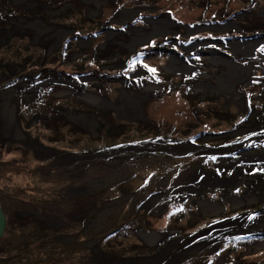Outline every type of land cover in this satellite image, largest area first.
Masks as SVG:
<instances>
[{"label": "rangeland", "instance_id": "obj_1", "mask_svg": "<svg viewBox=\"0 0 264 264\" xmlns=\"http://www.w3.org/2000/svg\"><path fill=\"white\" fill-rule=\"evenodd\" d=\"M64 1L0 3V264H264V0ZM146 17L216 27L160 49ZM124 91L130 112L110 105Z\"/></svg>", "mask_w": 264, "mask_h": 264}, {"label": "trees", "instance_id": "obj_2", "mask_svg": "<svg viewBox=\"0 0 264 264\" xmlns=\"http://www.w3.org/2000/svg\"><path fill=\"white\" fill-rule=\"evenodd\" d=\"M0 3L3 5V7L5 6V0H0ZM62 3H63V1H62ZM80 6V5H79ZM81 7V6H80ZM74 9V8H73ZM9 10H10V12H9V14H6V15H4V17H3V19H2V21H4V22H7L8 21V19H10L11 17H14V15L13 14H15L16 12L14 11V13H12L13 11V9L11 10L10 8H9ZM12 20V19H11ZM85 22H89V18L88 17H84V18H82L81 19V21H80V24H79V26H83V25H86V23ZM74 28H76V26H73ZM97 30V31H96ZM96 30H93V31H91V32H89V35H92V36H96V33H98L99 32V28L98 29H96ZM208 30H210V29H208ZM96 31V32H95ZM164 41L165 40H162V39H160V42L158 43V44H160V45H158V48H160V49H163V48H166L167 47V45H164L165 43H164ZM67 45H68V43H67ZM170 47H175V45H172V44H170ZM60 50V49H59ZM79 52H82V53H85V51H84V49H82V48H80L79 46H78V49H77ZM119 50V49H118ZM118 50H115V51H112V53H108V55H105V52H103V51H101V50H98L97 51V54H95V53H93L92 55L93 56H95V58H92V60L94 59H97L98 58V62L101 64V66H103V65H116L115 63H120L118 66H125L124 65V63L125 62H123L122 60H126L127 58H128V60H131L132 59V56H136V54H137V52H139V51H135V52H133V53H128V51L126 52V51H122V50H120V51H122L123 53H122V55H117V52L116 51H118ZM98 52H101V53H98ZM63 54H65L64 53V51L62 52V56H64ZM131 54V55H130ZM53 60V59H52ZM75 62H77V61H75ZM128 64H130V62H128ZM145 68V67H144ZM103 72V71H102ZM160 73H162L164 76H171L170 74H168V72H166L165 70H162ZM93 109L91 110L92 112H97L96 111V107H92ZM100 113H101V116H102V114H103V111L102 110H98ZM98 113V112H97ZM248 114V113H247ZM249 118V117H248ZM247 118V119H248ZM100 119V118H99ZM256 119L257 120H259V117L257 116L256 117ZM102 121V120H101ZM103 125H105V124H103ZM113 126V125H112ZM112 126H109V128L110 127H112ZM255 127V126H254ZM109 128L107 129L108 131H109ZM106 132V135L105 136H111L112 138H114L115 137V139H116V137L117 136H114L113 135V133L111 134L110 132ZM104 132V131H103ZM99 138V137H98ZM101 138V137H100ZM236 138V137H235ZM219 140V139H218ZM227 140H229V139H227ZM221 142H223L222 140H220ZM116 143V142H115ZM118 145L119 144H114V143H112V144H109L108 145V147L106 146L105 148H100L101 150H103V149H109V148H116V147H118ZM203 166H204V164H203ZM227 166H228V164H226V165H224L223 167H222V170H226V168H227ZM209 168V167H208ZM18 214V213H17ZM30 223H33V225H34V227H33V229H32V231H30V236H34V235H45V233H44V231L43 230H39L38 228H37V224H35L34 222H33V220L32 219H30V222L29 221H26L25 223H23V225L22 224H20V225H22V226H25V225H30ZM25 235H27V233H25ZM51 235H53V234H48V235H46L45 237H47V236H51ZM27 241V236H24L23 238H21V240H19V243H23V242H26ZM150 248H154V247H149V249ZM139 251H142V253H144L145 251H147V247H146V245H144L143 243L140 245V247H138V250L136 251L137 252V254L139 255V258H142V259H144V258H148V256H146L145 254H140L139 253ZM112 255H113V253H112V251L110 252ZM96 254V255H95ZM95 254L93 253V256L94 257H96V258H99V254L95 251ZM135 256V255H134ZM138 257L137 256H135V259H137ZM99 259H101V258H99ZM97 260V259H96Z\"/></svg>", "mask_w": 264, "mask_h": 264}, {"label": "bare ground", "instance_id": "obj_3", "mask_svg": "<svg viewBox=\"0 0 264 264\" xmlns=\"http://www.w3.org/2000/svg\"><path fill=\"white\" fill-rule=\"evenodd\" d=\"M89 3H90V1L91 0H87ZM264 13V12H263ZM35 25V30H36V35H39L40 33L39 32H41L42 31V28L41 27H39V22L38 21H35V22H32L31 23V25ZM20 27H22V26H25L26 25V22H22V21H19V24H18ZM37 25V26H36ZM55 34H56V32H55ZM54 33H52L51 35H49V42H50V40H52L53 39V36L55 35ZM258 41L257 40H251L250 42H248L247 44H245V46L243 45L244 43H239V45L238 46H244V47H247V46H250V44H251V46L253 45V44H255V43H257ZM53 43V42H52ZM215 51V50H214ZM215 54L217 55V52L215 51ZM219 54V53H218ZM232 64H235V62H231ZM236 65V64H235ZM183 67H186V68H192V66H190V65H182ZM251 66H252V64L251 65H249V66H247V67H240L239 68V74H240V76H244V75H249L250 74V68H251ZM223 78H225L224 77V74L221 76V81L223 80ZM229 81H226L225 79H224V83H225V87L226 86H233L232 85V83H228ZM231 84V85H230ZM233 84H234V82H233ZM232 89L234 90V87H232ZM127 92H123V95L120 97V99L118 100V101H116L115 103H114V105H115V108H119V110H121L122 112H130L131 111V109H132V99L130 98V97H128L127 96V94H126ZM133 93H135V94H139V93H136V92H133ZM1 98L0 99H2V98H4L2 101H3V103L2 104H9V103H12V101H13V95L11 94V92L10 91H8V92H5L3 95H1L0 96ZM92 97H94V96H92ZM95 100H97V101H99V102H101V103H103V101H102V98H100L99 100L97 99V98H94ZM7 100H9V102H7ZM139 103H140V105H141V103H142V101H141V99H140V101H139ZM2 104H0V108H2ZM3 109V108H2ZM5 118V119H4ZM1 117L0 118V121L1 122H3V123H5V121L7 120V117L5 116V117ZM79 121V120H78ZM79 122H83V121H79ZM86 122V121H85ZM84 122V123H85ZM4 126V125H3ZM17 127V126H16ZM18 128V127H17ZM5 130L7 131V132H11V128L10 127H5ZM11 133H13V134H15V133H17V129H12V132ZM166 218H164L163 220H165Z\"/></svg>", "mask_w": 264, "mask_h": 264}, {"label": "water", "instance_id": "obj_4", "mask_svg": "<svg viewBox=\"0 0 264 264\" xmlns=\"http://www.w3.org/2000/svg\"><path fill=\"white\" fill-rule=\"evenodd\" d=\"M134 11V13L136 14L137 12H138V9L137 10H133ZM26 18V17H25ZM158 18H146V21H151V20H153L152 21V24H151V27H152V29L150 30V31H146V30H143V29H141V28H137L139 31H141L142 33H146L147 35H148V37L149 38H151V37H155V36H161V35H166V34H175V33H177V29L178 28H180V27H182V28H184V29H186V31H187V33L185 34L186 36H188L189 34H190V32H194V31H199V30H202V29H207V28H213V27H216L215 26V24H209V25H207V26H200V25H196V26H198V28H191V27H189V26H187V25H182V24H178V23H176L171 17H167V19H163V20H165V21H163V20H161V19H159V20H157ZM163 25H168V26H170V27H173V28H175L174 30H171L170 32H163V31H165V30H160V29H158L159 27H161V26H163ZM158 27V28H157ZM191 30H190V29ZM125 35H127V37L128 38H131V39H133V36L131 35V34H125ZM232 43H234L235 44V42H232ZM237 44H239V43H236L235 45H237ZM135 46V45H134ZM186 64V63H185ZM187 65V64H186ZM225 75H227V73H224V76ZM212 86H214V87H216V85L213 83L212 84ZM106 101V103H107V100H105ZM114 103L115 102H110V105L113 107V108H115V105H114ZM96 106V105H95ZM96 107H98V106H96ZM117 109V108H116ZM94 117H95V120L97 121V124H99V120H98V118H97V116L94 114ZM19 125V124H18ZM19 127H20V125H19ZM6 221H7V219H6V215H5V213H4V211H3V209L0 207V238L4 235V232H5V228H6Z\"/></svg>", "mask_w": 264, "mask_h": 264}, {"label": "clouds", "instance_id": "obj_5", "mask_svg": "<svg viewBox=\"0 0 264 264\" xmlns=\"http://www.w3.org/2000/svg\"><path fill=\"white\" fill-rule=\"evenodd\" d=\"M70 4H72V5H74V3L73 2H71V1H68V2H66V6L68 5H70ZM127 10H130L131 11V13H133L132 15H133V17L135 16V13H134V11L132 10V9H126V10H122V11H124L125 13H129V11H127ZM131 16V15H130ZM128 18H130L129 16L127 17V19ZM146 18H151V17H146ZM173 19V18H172ZM174 20V19H173ZM121 25H123V23L122 24H119L118 26H121ZM209 25V24H208ZM200 26H207V25H200ZM116 28H121V27H116ZM208 29H213V28H207V29H202V30H208ZM75 30V28H72V31H74ZM146 30V29H145ZM186 30V29H185ZM202 30H199V31H202ZM137 31H139L138 29H137ZM146 31H148V30H146ZM139 32H141V31H139ZM75 33V35L77 34V32L75 31L74 32ZM184 33H185V31H184ZM184 33H183V35H184ZM125 34H128V33H126L125 32ZM124 34V35H125ZM167 35H169V34H166V35H161V37H166ZM170 35H172V34H170ZM169 35V36H170ZM174 35V34H173ZM70 36V35H69ZM175 36V35H174ZM181 35L179 34V36H178V38H175V39H172V40H174L175 42H177V43H179L180 42V38H182V37H180ZM186 36V35H185ZM71 37H73L72 35H71ZM156 37V36H155ZM158 37H160V36H158ZM160 37V38H161ZM128 38V37H127ZM129 39V38H128ZM162 39V38H161ZM179 42H178V41ZM62 42H64L63 40H62ZM167 44H168V42H166ZM172 44V43H171ZM182 45H184L183 43L181 44V48L183 47ZM222 45V44H221ZM99 50V49H98ZM117 52V51H116ZM118 52H121V51H118ZM118 52H117V54H118ZM119 55V54H118ZM174 57V56H173ZM179 58H176V57H174V60H178ZM179 61V60H178ZM171 63H172V61H171ZM184 63V65H186L187 63L186 62H183ZM186 63V64H185ZM187 65H189V64H187ZM191 66V65H190ZM142 70L143 69H145L143 66H141L140 67ZM166 72H167V70H165ZM169 73H171V72H169ZM213 84V83H212ZM99 108V107H98ZM102 111H104V110H102ZM106 113V112H105ZM100 124V123H99ZM23 132V131H22ZM24 133H25V131H24ZM26 134V133H25Z\"/></svg>", "mask_w": 264, "mask_h": 264}, {"label": "flooded vegetation", "instance_id": "obj_6", "mask_svg": "<svg viewBox=\"0 0 264 264\" xmlns=\"http://www.w3.org/2000/svg\"><path fill=\"white\" fill-rule=\"evenodd\" d=\"M68 1H70V0H66V1H64L65 2V4H66V2H68ZM77 5H82V2H80L79 1V4H76V5H73V6H77ZM127 11H129V13L131 14V11L130 10H127ZM130 17V16H129ZM127 23V22H126ZM68 36H66L65 38H63V41L65 42V39L67 38ZM161 37V36H160ZM180 37H182V36H180ZM162 38V40H165L164 41V43H166V42H168L169 41V35H167L166 37H161ZM173 39H175V38H173ZM102 49V48H101ZM125 51H128L129 52V50H125ZM122 52V51H121ZM4 211V210H3ZM5 213V212H4ZM6 215V219H7V221H6V228H5V232H6V230H7V227H8V215L7 214H5ZM5 232H4V234H5ZM3 237V236H2ZM1 239V238H0Z\"/></svg>", "mask_w": 264, "mask_h": 264}, {"label": "snow or ice", "instance_id": "obj_7", "mask_svg": "<svg viewBox=\"0 0 264 264\" xmlns=\"http://www.w3.org/2000/svg\"><path fill=\"white\" fill-rule=\"evenodd\" d=\"M145 67H147V66H145ZM149 70H150L151 72H153V73L156 72V69H154V68H150Z\"/></svg>", "mask_w": 264, "mask_h": 264}]
</instances>
